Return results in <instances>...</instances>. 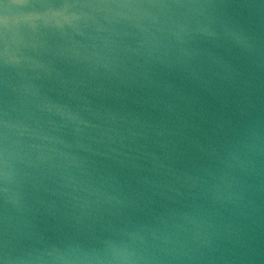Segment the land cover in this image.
Instances as JSON below:
<instances>
[{
  "label": "water",
  "instance_id": "1",
  "mask_svg": "<svg viewBox=\"0 0 264 264\" xmlns=\"http://www.w3.org/2000/svg\"><path fill=\"white\" fill-rule=\"evenodd\" d=\"M0 264H264V0H0Z\"/></svg>",
  "mask_w": 264,
  "mask_h": 264
}]
</instances>
